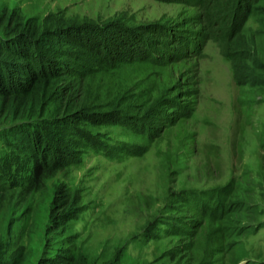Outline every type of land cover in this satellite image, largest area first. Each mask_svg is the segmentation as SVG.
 I'll return each instance as SVG.
<instances>
[{
	"label": "trees",
	"instance_id": "1",
	"mask_svg": "<svg viewBox=\"0 0 264 264\" xmlns=\"http://www.w3.org/2000/svg\"><path fill=\"white\" fill-rule=\"evenodd\" d=\"M178 1L192 11L176 22L140 25L121 15L105 22L60 13L25 18L0 5V213L6 220L86 150L142 156L150 141L192 116L197 62L208 42L230 60L241 86L264 97V0ZM112 127L129 141L103 142L102 131ZM171 203L176 214L166 228L146 234L175 240L166 263L224 264L242 245L249 229L242 183L181 190ZM81 213L79 196L56 186L50 234L61 237L62 247L44 252L37 264H90L64 236ZM15 234L7 239L13 242Z\"/></svg>",
	"mask_w": 264,
	"mask_h": 264
},
{
	"label": "rangeland",
	"instance_id": "2",
	"mask_svg": "<svg viewBox=\"0 0 264 264\" xmlns=\"http://www.w3.org/2000/svg\"><path fill=\"white\" fill-rule=\"evenodd\" d=\"M0 5L19 9L25 18L60 13L77 21L105 22L121 15L136 25L176 22L192 11L178 0H0ZM197 64L192 116L146 144L142 156L117 158L86 150L68 173L49 180L14 218L6 220L0 213V264H37L44 252L62 247L61 237L50 234L49 216L52 195L61 183L79 196L82 210L64 236L72 238L74 249L90 264H169L166 255L175 240L164 233L146 234L166 228L176 214L173 195L230 181L245 186L249 229L224 264L264 260V97L249 85L241 86L232 63L213 42ZM102 132L109 146L129 141L117 127ZM13 231L12 242L7 238Z\"/></svg>",
	"mask_w": 264,
	"mask_h": 264
}]
</instances>
